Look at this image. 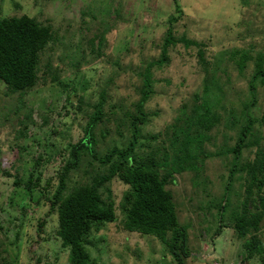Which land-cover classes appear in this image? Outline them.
Instances as JSON below:
<instances>
[{
  "label": "rangeland",
  "instance_id": "rangeland-1",
  "mask_svg": "<svg viewBox=\"0 0 264 264\" xmlns=\"http://www.w3.org/2000/svg\"><path fill=\"white\" fill-rule=\"evenodd\" d=\"M176 3L180 13H176ZM22 14L51 26L55 39L42 53L41 63L49 59L69 87L63 91L48 78L19 97V93L8 92L0 80V264H69L68 249L56 235L57 211L51 199L57 173L68 158V144L83 135L88 114L101 92L105 95V118L96 133L98 150L104 153L112 145L122 147L127 142L128 133L120 126L121 109L133 108L138 98V73L158 57L167 18L178 14L174 35L185 34L204 43L206 59L217 61L215 74L224 93L221 103L239 117L250 101L254 60H246L242 70L236 60L242 53L251 57L264 53V0H0V17ZM100 34L104 39L99 46L94 36ZM75 58L80 61L77 71L70 62ZM201 67L196 47L178 43L169 49L168 64L153 70L154 93L145 105L149 120L143 135L163 131L181 104L194 92H201ZM255 86V105L248 113L260 118L264 114V80L258 78ZM19 101L25 108L17 113ZM28 108H33L35 124L29 126L26 137L18 139L17 130L22 129L19 119ZM254 127H258L256 122ZM104 130L108 134L103 138ZM235 132L219 126L211 132L206 149L214 153L232 147ZM254 149L242 148L239 163L252 158ZM39 155L40 164L34 168ZM231 161L229 152L215 154L197 177L186 171L169 185L178 206L179 224L186 227L189 255L185 264H259L256 258L242 259L243 239L226 226L235 205L223 212L205 208L213 198L223 196ZM86 169L85 159L71 174L69 187L87 179ZM32 170L42 174L29 197L13 180L17 175L24 182ZM243 176L244 172L235 174L225 195L229 201L242 199ZM108 186L116 219L87 239L94 264H180L155 236L124 229L120 202L127 185L114 178Z\"/></svg>",
  "mask_w": 264,
  "mask_h": 264
},
{
  "label": "trees",
  "instance_id": "trees-1",
  "mask_svg": "<svg viewBox=\"0 0 264 264\" xmlns=\"http://www.w3.org/2000/svg\"><path fill=\"white\" fill-rule=\"evenodd\" d=\"M180 9L176 3V13H180ZM178 17V14L169 15L160 54L156 59L149 60L138 73V98L133 108L121 109L120 126L128 133L125 145H112L104 153L98 150L100 140L96 129L105 118L104 91L88 114L83 135L76 142L68 144V158L57 173L58 182L51 204L57 211L56 235L62 246L68 249L69 264H94L87 250V239L105 223L116 219L115 204L108 186L114 178L127 185L120 202L124 229L155 236L175 260L185 264V258L189 255L186 227L179 224L178 206L169 185L173 184L176 175L186 171L197 177L204 170L207 159L228 152L232 155V161L223 187L224 198L222 194L213 198V202H208L205 208L213 207L223 212L230 205H235L230 224L226 226L232 227L236 236L243 239L245 254L242 259L256 258L259 264H264V114L260 118H253L248 113L256 101L255 82L258 78L264 80V53L258 52L255 57L242 53L236 60L242 70L246 60L253 59L254 71L249 80L250 101L244 104L242 114L235 116L221 103L224 93L220 78L215 74L217 61L206 59L204 43L185 34L174 35L173 24ZM97 36L94 37L100 46L103 44V34ZM54 39L51 26L33 16L0 17V80L8 92L19 93L20 97L37 84L46 83L48 78L52 84L67 91L68 82L60 79L59 70L52 67L51 61L48 59L41 63L42 53ZM178 43L197 48L203 70L201 92H194L189 101L181 104L177 116L163 131L143 135V126L149 120L145 105L154 93L153 70L168 64L169 49ZM70 62L77 71L80 61L75 58ZM41 69L42 75L39 74ZM68 98L69 95L66 96ZM23 108L25 103L19 101L15 110L18 113ZM19 122L22 129L17 130L18 139L26 137L29 126L35 124L33 108H28ZM255 122L258 127H254ZM221 125L236 131L235 143L219 152H210L206 147L211 144V132ZM101 134L104 138V134L108 133L104 130ZM161 134L164 138L160 137ZM253 146V157L239 163L241 149ZM40 159L39 155L34 168L39 166ZM85 159L89 168L85 170L87 179L69 187L71 174L80 169ZM237 172H244L242 199L231 202L225 195L231 189ZM2 173L11 176L8 171ZM41 174L40 170L36 174L32 170L24 182L14 175L13 184L22 185L30 197L40 182ZM42 224L43 220L40 226ZM37 264L55 263L45 261Z\"/></svg>",
  "mask_w": 264,
  "mask_h": 264
},
{
  "label": "built area",
  "instance_id": "built-area-1",
  "mask_svg": "<svg viewBox=\"0 0 264 264\" xmlns=\"http://www.w3.org/2000/svg\"><path fill=\"white\" fill-rule=\"evenodd\" d=\"M230 264H233V263H230Z\"/></svg>",
  "mask_w": 264,
  "mask_h": 264
},
{
  "label": "clouds",
  "instance_id": "clouds-1",
  "mask_svg": "<svg viewBox=\"0 0 264 264\" xmlns=\"http://www.w3.org/2000/svg\"><path fill=\"white\" fill-rule=\"evenodd\" d=\"M231 263V262H230Z\"/></svg>",
  "mask_w": 264,
  "mask_h": 264
}]
</instances>
